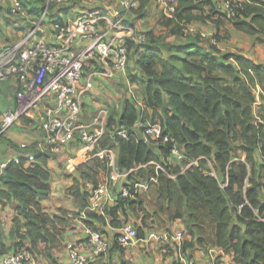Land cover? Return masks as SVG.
Masks as SVG:
<instances>
[{
  "label": "trees",
  "instance_id": "obj_1",
  "mask_svg": "<svg viewBox=\"0 0 264 264\" xmlns=\"http://www.w3.org/2000/svg\"><path fill=\"white\" fill-rule=\"evenodd\" d=\"M21 1L26 7L36 3ZM150 1L139 0L136 13L144 15ZM232 2L233 15L217 8L214 0H178L175 18L162 13L160 25L184 39L166 56L156 46H150L157 40L153 30L142 31L148 36L146 42L128 40L130 48L148 47L137 58L140 76L132 78L142 80L145 101L139 103L131 94L122 112L118 116L111 114L107 120L101 145L119 149L122 169L131 170L155 160L163 164L164 170L148 164L136 174L132 172L129 177L132 193L137 182L157 180L150 181L149 194L120 197L108 213L116 218L118 211L126 210L127 206L140 209L145 220L155 217L160 227L182 219L191 236V240L183 241L185 249L196 245L204 250L210 245L219 246L232 254L237 264H264V103H258L256 92L260 89L264 96V62L219 47L221 27L227 23L264 43V0ZM204 5L209 6V14L204 13ZM206 20L216 25L215 33L203 35L204 30L195 23ZM124 22L127 23L126 19ZM188 26L195 30L187 32ZM148 120L159 121L156 123L161 124L163 134L169 137L166 142L159 141L162 157L153 147L156 140L146 141L135 127L141 122L144 132ZM117 126L128 128L132 137L117 136ZM174 145L185 154L182 162L171 160ZM258 150L261 160L256 158ZM52 155L53 152L45 151L36 154L29 164L30 160L22 157L7 165L8 191L2 190L1 194L18 199L21 206L11 230L16 243L10 250L0 233V256L25 246L34 254L43 253L51 258L52 247L60 246L66 214L51 216L40 201L42 193L50 190L48 162ZM193 161L197 163L192 164ZM106 175L101 162L84 166L83 178L94 188L105 182ZM74 188L81 209H86L90 192L82 191L77 183ZM87 216L105 221V217L90 210ZM113 224L120 225L115 221ZM136 230L138 237L145 235L143 226ZM40 243L46 244L44 250L39 249ZM51 262L55 264L54 259Z\"/></svg>",
  "mask_w": 264,
  "mask_h": 264
},
{
  "label": "crops",
  "instance_id": "obj_2",
  "mask_svg": "<svg viewBox=\"0 0 264 264\" xmlns=\"http://www.w3.org/2000/svg\"><path fill=\"white\" fill-rule=\"evenodd\" d=\"M14 1L15 0H0V50L5 46L20 41L24 36H26L28 31L35 24V21L42 16L44 9L47 6L48 0H35L36 3L33 2V5L27 7L23 5V12L20 14H12L10 12V8ZM106 1L114 4L116 3V0H104V3H106ZM199 1L202 0H196V2ZM69 5L70 7L67 8ZM88 7L89 6L85 4L83 0H75L74 2L73 0H68L65 1L63 6L57 5V2H53L49 7L47 16L43 22L44 32L40 35V37L48 43H55L53 25L54 21L56 19H60L63 20V22L70 23L72 27H76V25L73 24V19L79 12L84 11ZM159 12L162 13L158 0H151L144 15L140 16L133 12L131 17L128 16L126 19L127 28L112 30L108 36L109 38H123L125 40H129V27H132L135 31H141L143 28L139 29L140 26L138 27V21L146 19L147 23L151 24L157 15H159ZM197 13L200 12L197 11ZM204 13H210L209 6H205ZM144 23L146 22L144 21ZM195 23L206 28L207 33H215L217 31L216 25L210 20L196 21ZM101 27L103 29H107L109 28V24L106 21H103L101 23ZM141 27L143 26L141 25ZM162 28L168 29L167 34H165L167 35L168 39L165 36L162 37L160 35L161 33H155L157 40L151 43L150 46H156L159 51H161L162 54L166 56L171 52V49L174 48L177 43L184 41V39L181 36L173 34L170 31V28L165 26ZM150 30L152 29H149L148 31ZM221 34L222 39L219 47L222 50L233 51L229 49H231V47L232 49H235V47H246L249 51H252L250 55H246L248 58H251L256 62H264V56H260L261 51L264 49V43L256 42L255 36L237 30L231 23L222 25ZM86 42L87 41L82 40L79 38V35H77L76 44L73 48L77 51L79 48L84 46ZM147 49V46L141 47V51H147ZM132 50H134V47H131V51ZM97 64L98 62L95 59L88 61L86 66L88 76L91 75L90 72L96 67ZM129 64L130 59L128 66ZM140 70L141 69L136 59L132 66V75H135L136 78H138L140 76ZM126 73L127 68L126 71L117 73L119 75L115 74L113 77H107L105 75L94 76V88L82 95L84 111L78 122L82 124H90L100 114L104 116V122L106 121L108 113H110L109 105L106 101H102L99 103V107H97L98 101H96L95 98L100 96L102 91H110L105 87L107 86L110 88L112 86V82L109 81H115L119 83V80L116 79L121 78L120 76L124 75L125 78H127ZM132 78L131 80L128 79L130 89H137V87L141 85L140 88H142L144 91V86L141 83L142 80L139 79L136 81ZM18 89L19 80L15 77L7 81L0 82V126L3 112L15 105ZM144 98V95L140 98L141 103H144ZM166 99H168L167 95ZM119 103L120 101L115 102L113 107L118 108ZM56 104L57 95L55 92H52L33 110L25 115L16 125L11 127L3 135H0V233L2 235L1 240H4V242L9 246L10 250L13 249L16 243V239L11 236V230L13 228L14 218L18 215V208L21 206V203L14 197L8 199L1 194L2 190L8 191L5 186L7 175L5 174V170L2 168V164H9L12 160H17L22 157L26 158L31 153L39 154L42 151L45 152L51 147L50 134L43 129L42 122L45 116L48 114V111ZM94 111L97 113L91 119V113ZM66 114L67 110H64L63 115ZM135 127L137 128L139 135L144 137L143 129H141L140 125L136 123ZM154 140L156 141L153 143V147L161 156L159 140ZM23 143H26L28 147H22L21 145ZM80 143L81 142L79 140H75L74 142L71 141L67 144H63L62 149L57 152H53L52 157L49 159L48 167L50 171V179L48 182L50 184V190L47 193H42L40 201L45 212L49 213L51 216H61L64 213L66 214V230L62 235L60 246L56 248L52 247L51 258L46 257L43 253H35L36 259L34 258L31 264H54L51 262V259H54L55 264H67L69 260L68 244L70 243L77 244L81 250L89 254L91 252V247L88 242V229L98 231L110 239H115L116 236L122 234L125 231L126 227L137 229L141 226H143L145 232L143 237L140 238L137 236V239L128 246H121L113 242L115 245L111 246L112 248H110V251L106 255L92 262V264H97L99 262L104 264H237L234 260V256L232 254L225 253L223 248L219 246L210 245L207 250H204L196 245L187 249L183 247V251H179L178 245L180 243L182 244L185 240H191V236L186 228V222L182 219H177L171 222L169 221L165 224V226L160 227L156 225L155 217L145 220V213L143 210H132L128 206L126 207V210L118 211L116 218L108 213V210L111 209V207H114L112 203L109 202L106 204L104 209L92 210L88 207L84 210L81 209L80 203L74 194L76 191V188H74L76 183L80 184L82 191L90 192L87 203V206H89V201H91L90 197L93 192L108 182L109 176L112 172V162L121 170L125 169H122L119 165L120 152L118 148L102 147L101 145L102 148H108L111 150V153L108 155V157L105 159L98 157L91 158L90 156L87 157L89 154L87 156L83 155V149ZM174 158L177 157L172 154V159L171 157L170 159L176 163H179ZM256 158L257 160L262 159L261 152L259 150L256 153ZM30 162L31 160L28 161V164ZM96 162L102 163V166L105 167L107 175L105 182L100 187L94 188L91 182L86 181L83 178V170L84 166L95 165ZM196 163L197 161L192 164ZM148 164H153L156 167H160L164 170L163 164L155 160H152L144 165H139L131 170L128 175L122 173L117 177L116 180L110 181L106 186V196L112 198L118 196L122 187L127 182L130 183V174L132 172L136 174L142 166H146ZM137 183L139 184L141 194H149V185H147L146 181L141 180ZM88 210L96 212L98 215L105 217V221L88 217ZM148 210L151 214H154V210L150 209V207ZM86 221L94 226V228L89 226ZM114 221L120 223V225H114ZM153 230H157L159 232L169 231L172 234L183 232L184 237L183 240H177L173 237L169 240L159 242L149 237L150 232ZM26 242L29 244V240ZM45 248L46 244L40 243L39 249L44 250Z\"/></svg>",
  "mask_w": 264,
  "mask_h": 264
},
{
  "label": "built area",
  "instance_id": "obj_3",
  "mask_svg": "<svg viewBox=\"0 0 264 264\" xmlns=\"http://www.w3.org/2000/svg\"><path fill=\"white\" fill-rule=\"evenodd\" d=\"M67 0H48L42 16L35 21V24L20 41L3 47L0 50V82L10 80L15 77L19 80V89L16 94L15 105L5 110L1 116L0 135H3L11 127L17 124L25 115L33 110L49 94L55 92L57 104L48 111L42 127L50 134L51 147L47 150L57 152L62 149L63 144L79 140L83 149V155L91 158L105 159L111 153L108 148H102L101 143L106 133L104 116L99 115L90 124L78 122L84 111L82 95L94 88V76L105 75L113 77L117 73L126 71L130 59L131 48L128 40L123 38H109L108 34L115 29L127 28L125 19L128 13L140 4L139 0H116L111 3L104 0H83L89 7L81 11L73 19L72 27L70 23L56 19L54 25L55 43H48L40 35L44 32V20L47 16L50 5L53 2H65ZM217 8L228 9V14H234L232 0H214ZM162 13L170 18H175L178 9V0H158ZM21 0H15L10 8L12 14L23 12ZM224 10V9H223ZM106 21L109 28L103 29L101 23ZM130 37L135 43L146 42L148 36L145 32L135 31L129 27ZM195 28L188 26L186 31H194ZM87 41L84 46L75 50L76 37ZM203 35H208L203 31ZM97 60L98 64L87 75V63L89 60ZM101 68V69H100ZM139 102V99L134 95ZM67 114L63 115V111ZM137 124L142 125L141 122ZM144 139H157L161 142L168 141V135L163 134L160 123H144ZM117 136L130 139L132 134L128 128L117 126L115 128ZM28 147L26 143L21 145ZM46 150V151H47ZM44 152V151H42ZM172 154L178 159H184L185 154L178 145L172 148ZM86 157V158H87ZM29 160H34L36 154L27 156ZM196 161H193L194 163ZM7 163L2 164L3 170ZM112 172L108 182L101 188L96 189L91 195L89 209H104L106 204H118L120 197L133 196L140 193L139 184L136 183L135 193L131 192L129 182L121 189L116 197L106 196V186L124 173L128 175L131 170H121L112 162ZM190 166V165H189ZM160 168V167H158ZM152 178L150 181H156ZM150 181L146 182L149 185ZM150 238L163 242L171 238L183 240L184 233L172 234L169 231L150 232ZM137 239V230L126 227L125 231L110 239L98 231L88 229V242L91 252L85 253L77 244H68L69 260L67 264H92L98 258L106 255L113 244L117 242L121 246H128ZM179 251H183V243L178 245ZM30 251L25 247H17L12 252L0 256V264H29Z\"/></svg>",
  "mask_w": 264,
  "mask_h": 264
},
{
  "label": "rangeland",
  "instance_id": "obj_4",
  "mask_svg": "<svg viewBox=\"0 0 264 264\" xmlns=\"http://www.w3.org/2000/svg\"><path fill=\"white\" fill-rule=\"evenodd\" d=\"M223 9L224 10L226 9L228 11V9L225 6H223ZM133 12L136 13L135 10L130 11L128 13V16L131 17ZM136 14L139 15V13H136ZM128 16H127V18H128ZM162 17H163L162 13L159 12V15H157V17L155 18V20L151 24L147 23L146 19L139 20L138 21V27L140 26L139 29L143 28V30H141V31L152 29V30H154L155 33H161L160 35L162 37L163 36L167 37V35H165V34H167L168 29H163L162 28L163 26L160 25L161 20H163ZM144 21L146 23H144ZM141 25L143 27H141ZM144 25H147V26H144ZM202 30L206 31V28L202 27ZM208 33L211 34L212 32H208ZM162 37H161V40H162ZM167 39H168V37H167ZM229 50H233L235 52H241V53H243L245 55H247V54L250 55L251 52H252L251 50L249 51L246 47H235V49H232V47H231V49H229ZM140 52H142L141 48H139V49H135L134 48V50H132L130 52V64L127 67V73H126L127 74L126 75L127 78H125V76L123 75V76H120L121 78L116 79V80H119V83H117L115 81H109V82H112V86L110 87L111 89L109 87H107V86H105V87L108 88L110 91H107V90L105 92L102 91V94L95 98V100L98 101L97 107H99V103L102 102V101H106L108 103V105H109L110 113H108V117L106 118L105 125H106L107 120L110 118L111 114H115V116L119 115V113L121 112L122 108L124 107L125 100L128 98V96H131V94L132 95L134 94V95L138 96L139 99H140L144 95V91L142 90V88H140L141 85H139V87H137V89L131 90L130 89V84L128 82V79L131 80V78L133 76L132 75V71H131L132 70V66L135 63L136 59L139 57ZM260 56H264V49L261 51ZM117 75H119V74H117ZM109 80H112V79H109ZM114 92H116V93H114ZM256 92H257V97H258V100H259L258 103H261V102L264 103V96L261 94V90L257 89ZM117 101H120L119 107L118 108L113 107V104H115V102H117ZM95 110H97V109H95ZM96 113L97 112H95V111L91 113V115H92L91 119L96 115ZM174 159L177 162H182L183 161L182 159H178V158H174ZM34 258L36 259V254H34L33 252H30V261H29L30 264L32 263Z\"/></svg>",
  "mask_w": 264,
  "mask_h": 264
}]
</instances>
